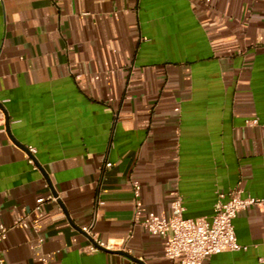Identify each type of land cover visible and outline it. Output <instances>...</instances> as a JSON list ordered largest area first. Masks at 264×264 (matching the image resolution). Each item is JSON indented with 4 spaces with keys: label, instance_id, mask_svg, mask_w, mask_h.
<instances>
[{
    "label": "crops",
    "instance_id": "1",
    "mask_svg": "<svg viewBox=\"0 0 264 264\" xmlns=\"http://www.w3.org/2000/svg\"><path fill=\"white\" fill-rule=\"evenodd\" d=\"M235 187L264 197V0H0L7 264H174L146 221ZM233 225L201 264H264V203Z\"/></svg>",
    "mask_w": 264,
    "mask_h": 264
},
{
    "label": "built area",
    "instance_id": "2",
    "mask_svg": "<svg viewBox=\"0 0 264 264\" xmlns=\"http://www.w3.org/2000/svg\"><path fill=\"white\" fill-rule=\"evenodd\" d=\"M26 150L27 161L37 169L34 158L35 147L28 146ZM37 201L40 203L44 198H38ZM258 202L264 203V197H243L242 190L235 187L226 194L218 193V200L210 219H194L183 216L185 208L180 197H177L171 204L175 213L169 219L152 217L145 224L155 232L170 231L169 237L164 242V254L173 259L174 264H201L211 255L244 248L237 241L233 219L240 209ZM81 231L91 239V242L83 248L86 253L95 252L101 247L110 249L113 246L111 242H103L95 238L93 222L82 226ZM6 232V227H0V244ZM0 264H7L1 245Z\"/></svg>",
    "mask_w": 264,
    "mask_h": 264
},
{
    "label": "water",
    "instance_id": "3",
    "mask_svg": "<svg viewBox=\"0 0 264 264\" xmlns=\"http://www.w3.org/2000/svg\"><path fill=\"white\" fill-rule=\"evenodd\" d=\"M100 249L107 250L106 248H102V247ZM118 252L123 253V251H118Z\"/></svg>",
    "mask_w": 264,
    "mask_h": 264
}]
</instances>
